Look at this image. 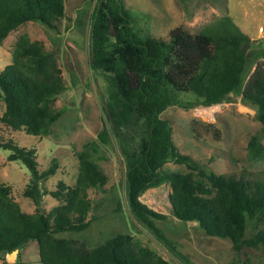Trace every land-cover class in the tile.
Masks as SVG:
<instances>
[{
    "label": "trees",
    "instance_id": "obj_1",
    "mask_svg": "<svg viewBox=\"0 0 264 264\" xmlns=\"http://www.w3.org/2000/svg\"><path fill=\"white\" fill-rule=\"evenodd\" d=\"M63 18L64 0H0V46L22 25L35 22L57 30ZM225 20L194 36L176 29L165 42L139 35L121 0L99 1L91 21L90 67L105 83L108 128H102L97 142L84 145L78 153L75 185L65 189L59 184L49 193L63 204L47 214L40 211V183L55 174V163L39 172L33 149L11 141L0 143V149L9 152L7 161L20 162L28 171L22 196L35 206L33 214L22 212L10 187L0 184V254H11L34 241L40 264H168L126 234H116L94 248L84 241L57 237L79 234L90 226L88 191L101 190L106 183L97 164L102 156L94 155L110 137L122 153L128 211L184 264L193 263L171 247L152 221L164 217L140 202L150 188L168 184L172 216L195 223L206 236L228 240L236 251L264 248V173L216 175L200 168L179 153L169 122L161 118L172 106L210 107L235 96L255 111L264 131V43L234 31L230 19ZM10 57V64L0 71L4 104L0 125L45 138L62 112L52 102L65 91L56 58L42 43L26 36L17 40ZM249 149L263 155L255 137ZM167 163L185 165L188 171L167 174L163 170Z\"/></svg>",
    "mask_w": 264,
    "mask_h": 264
},
{
    "label": "rangeland",
    "instance_id": "obj_2",
    "mask_svg": "<svg viewBox=\"0 0 264 264\" xmlns=\"http://www.w3.org/2000/svg\"><path fill=\"white\" fill-rule=\"evenodd\" d=\"M100 0H64V18L57 30L30 22L12 32L0 46V71L10 64V52L21 36L43 44L56 58L65 85V91L54 99L55 110L62 111L58 121L45 138H34L24 132H14L0 125V143L11 141L21 148L33 149L37 169L43 172L55 163V174L40 183V211L45 214L63 204L49 193L59 184L72 188L78 174L77 155L84 145L97 142L105 117V83L90 67L91 21ZM135 22L134 30L141 36L169 41L170 32L180 29L197 35L208 25L222 19L230 21L234 31L248 36L251 41L264 43V0H121ZM263 28L262 32H260ZM259 61L258 63H260ZM258 64L248 70L246 81ZM4 104L0 96V116ZM255 111L230 96L227 101L210 107L190 110L172 106L161 118L172 129L173 142L179 153L188 156L200 168L216 175L248 177L264 173V131L255 120ZM255 137L263 155H255L249 142ZM8 151L0 149V184L9 186L11 197L22 212L33 214L35 206L22 192L29 174L20 162H8ZM98 166L106 177L101 190L91 189L88 198L91 209L90 226L79 234L57 235L77 243L85 242L94 248L116 234L129 235L168 264H184L171 248L159 241L148 229L132 217L125 196V166L118 142L110 137L107 145L99 146ZM167 174H184L185 165L167 163ZM168 184L150 188L140 202L163 218L152 219L155 227L171 243V247L186 256L193 264H264V248L233 249L228 240L211 238L195 223H182L171 214ZM250 235V231H249ZM0 264H40L37 244L30 241L26 247L11 254H0Z\"/></svg>",
    "mask_w": 264,
    "mask_h": 264
},
{
    "label": "built area",
    "instance_id": "obj_3",
    "mask_svg": "<svg viewBox=\"0 0 264 264\" xmlns=\"http://www.w3.org/2000/svg\"><path fill=\"white\" fill-rule=\"evenodd\" d=\"M263 26H264V24H263ZM262 30H263V28H261L260 32H262Z\"/></svg>",
    "mask_w": 264,
    "mask_h": 264
}]
</instances>
